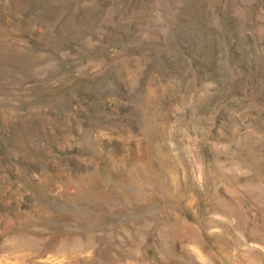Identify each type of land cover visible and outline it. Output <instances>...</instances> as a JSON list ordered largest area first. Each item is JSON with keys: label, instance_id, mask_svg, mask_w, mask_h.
<instances>
[{"label": "rangeland", "instance_id": "rangeland-1", "mask_svg": "<svg viewBox=\"0 0 264 264\" xmlns=\"http://www.w3.org/2000/svg\"><path fill=\"white\" fill-rule=\"evenodd\" d=\"M0 264H264V0H0Z\"/></svg>", "mask_w": 264, "mask_h": 264}]
</instances>
